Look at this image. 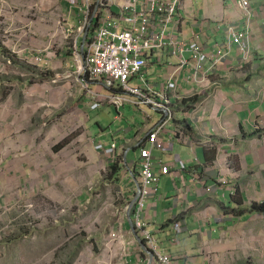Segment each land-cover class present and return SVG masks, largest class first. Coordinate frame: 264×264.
<instances>
[{
	"label": "crops",
	"instance_id": "crops-1",
	"mask_svg": "<svg viewBox=\"0 0 264 264\" xmlns=\"http://www.w3.org/2000/svg\"><path fill=\"white\" fill-rule=\"evenodd\" d=\"M249 3L245 13L238 0H181L169 31L179 41L198 38L209 59L198 70L185 51L186 63L176 72L181 59L173 47L150 54L143 72L150 86L161 90L172 76L177 80L169 92L172 119L158 135L161 147H152L148 135L162 124V111L130 103L118 114L109 104L91 108L96 91L80 81L77 59L87 31H80L89 12L85 0H41L42 17L13 24L17 34L7 40V49L33 62L44 78L3 97L0 141L13 138L19 151L18 156L5 148V169L66 172L67 179L77 175L87 185H99L95 192L101 195V183L109 184L116 202L109 232L120 231V217L125 239L114 249L117 262L149 264L125 206L141 183L140 151L150 149L154 170L162 163L171 172L160 177L157 190L145 199L143 219L170 264H264V213L251 210L264 203V0ZM97 5L94 0L90 8L88 35L94 32ZM110 7L120 11L115 3ZM21 14L35 16L31 9ZM230 28L246 33L244 50L233 42ZM219 50L223 56L215 61ZM127 108L135 113L133 119L123 115ZM23 126L32 134L29 142L21 140ZM114 164L117 171L110 174ZM88 192L78 194L85 203L92 198Z\"/></svg>",
	"mask_w": 264,
	"mask_h": 264
},
{
	"label": "rangeland",
	"instance_id": "rangeland-1",
	"mask_svg": "<svg viewBox=\"0 0 264 264\" xmlns=\"http://www.w3.org/2000/svg\"><path fill=\"white\" fill-rule=\"evenodd\" d=\"M40 1L0 0V48L4 47L0 52V105L5 95L20 93L21 85L39 83L44 78V74L37 73L33 62L20 59L7 49V40L17 34L13 24L42 17ZM30 9L35 16L24 18L21 13ZM57 43L54 51L59 49ZM130 83L137 85L135 80ZM91 88L102 96L110 94L103 85L93 84ZM118 111L113 107L114 113ZM132 111L127 108L123 115L133 119ZM102 125L110 130V123L103 121ZM31 136L23 126L21 140L29 142ZM5 148L19 156L14 139L3 137L0 141V264H120L119 254L115 255L118 249L109 245L116 205L109 184L105 187L101 183L99 190H105L101 195L95 192L99 185H87L77 175L67 179L62 171L15 168L11 173L5 169L6 163L1 162ZM87 190L92 198L85 203L86 198L78 194ZM117 196L121 198V194Z\"/></svg>",
	"mask_w": 264,
	"mask_h": 264
},
{
	"label": "built area",
	"instance_id": "built-area-1",
	"mask_svg": "<svg viewBox=\"0 0 264 264\" xmlns=\"http://www.w3.org/2000/svg\"><path fill=\"white\" fill-rule=\"evenodd\" d=\"M142 1V2H141ZM89 8L84 25L80 28L84 32L92 27L93 17L89 19L90 8L94 0H85ZM110 3L120 7V11L111 10ZM181 0H125L117 3L116 0H98L94 12L97 22L94 32L87 36L83 44V51L77 52V59L80 64V81L88 88L89 84L101 83L112 93L102 96L94 94L92 109H99L105 104L113 105L118 110L130 103L133 105H147L162 111L164 120L162 124L148 138L152 147H161L158 142L159 133L165 129L166 124L172 119L173 109L169 92L176 89L177 80H172L161 90L150 86L143 76L144 69L148 65L150 54L159 51L167 46L173 47V54L180 55L179 71L186 63L183 53L188 51L192 54L196 68L202 70L209 59V55L203 50L198 38L190 42L179 41L169 31L174 23L175 17L180 8ZM238 6L245 12H249V0H238ZM233 42L245 49L243 40L245 32L236 31L230 28ZM223 56L221 50L217 51L215 61H220ZM138 78L136 86L131 85V80ZM174 80V81H173ZM103 148L102 145L97 149ZM115 144L110 149L113 152ZM138 165L141 176V189L137 190V198L131 209L133 225L143 239L144 246L153 254V260L158 264H170L167 256L159 249L156 236L148 228L147 222L143 219L144 201L150 197L159 183L162 175L171 172V167L160 163V170L156 172L153 168V160L150 149H141ZM186 167L180 162L179 168ZM207 191H211L207 188ZM130 204L127 203L125 211L128 214ZM121 225V227H120ZM119 230L111 232L109 245L121 247L124 243V234L121 231L123 222L119 217ZM149 257V256H148Z\"/></svg>",
	"mask_w": 264,
	"mask_h": 264
},
{
	"label": "water",
	"instance_id": "water-1",
	"mask_svg": "<svg viewBox=\"0 0 264 264\" xmlns=\"http://www.w3.org/2000/svg\"><path fill=\"white\" fill-rule=\"evenodd\" d=\"M88 33H89V28L87 29L85 35H84V38H83V41L86 40L87 36H88ZM137 188L138 189H141V186L139 183H137ZM136 198L137 196H135V198L132 200L131 204H130V210L128 211V219H129V222H130V225H131V229L135 235V237L137 238L138 240V243L140 245V247L143 249V251L149 256V264H151L154 260H153V254L150 250L146 249V247L144 246V243H143V239L140 237V235L137 233L134 225H133V221H132V217H131V209L132 207L134 206L135 204V201H136Z\"/></svg>",
	"mask_w": 264,
	"mask_h": 264
},
{
	"label": "trees",
	"instance_id": "trees-1",
	"mask_svg": "<svg viewBox=\"0 0 264 264\" xmlns=\"http://www.w3.org/2000/svg\"><path fill=\"white\" fill-rule=\"evenodd\" d=\"M92 8V7H91ZM92 10V9H91ZM91 12V11H90ZM196 100H198L197 98H195V99H189V100H185L184 102H186V103H193V102H195ZM61 146L62 145H60L59 144V146L57 145L54 149H55V151L56 150H60L61 149ZM115 171H117V166L114 164V165H112L111 166V172H110V174L112 173V172H115ZM253 212H256V213H264V203L263 204H256V205H253L252 206V209H251Z\"/></svg>",
	"mask_w": 264,
	"mask_h": 264
}]
</instances>
